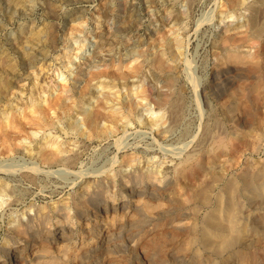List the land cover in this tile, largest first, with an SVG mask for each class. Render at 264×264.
I'll list each match as a JSON object with an SVG mask.
<instances>
[{
  "label": "rangeland",
  "instance_id": "1",
  "mask_svg": "<svg viewBox=\"0 0 264 264\" xmlns=\"http://www.w3.org/2000/svg\"><path fill=\"white\" fill-rule=\"evenodd\" d=\"M223 2L0 0V133L12 130L10 118L26 124L34 114L35 101L46 110L49 102L59 98L72 109L71 114L59 116L60 108L47 109L54 113L56 123L37 133L30 129L32 140L13 128L21 136L20 149L0 153V180L8 184L7 193L0 195L1 255L8 240H18L26 247L21 264H39L35 259L41 254L46 255L44 261L58 256V264H63L62 242L44 243L50 221L53 226L62 224L54 207L85 185L96 186L116 173L115 184L98 196L116 192L118 205L128 200L129 210H120L115 224L125 222V226L119 231L112 227L111 212L104 224L105 217L94 214V204L89 217L85 213L78 217L82 208L72 206L74 219L65 221L78 230L71 252L86 247L88 237L81 234L88 217L90 225L98 222L105 230L115 231L114 254L107 258L115 260L114 264H264V1L247 0L236 8L234 17L226 19H232L229 28L227 21L216 23ZM229 33L239 36L227 44L224 36ZM234 54L239 58H233ZM146 105L157 111L161 108L168 120L155 124L157 128L150 126L152 115L138 117ZM129 107L134 113L128 112ZM98 109L120 117L115 123L118 128L109 136L92 133L86 115ZM221 137L227 147L211 151L213 139L221 141ZM55 138L65 148L66 158L70 156L67 161L41 165L26 152V145L28 150L36 149L42 141ZM195 150L202 153L201 164L196 181L186 186L176 176V168ZM134 171L153 172L156 178L140 181ZM121 174H131L127 184ZM230 182L235 185L234 201H229ZM142 188L155 192L143 194L142 199ZM204 188L206 197H197L195 193ZM142 201L155 209L139 217L135 207ZM233 204L243 238L228 247L223 240L231 234L207 233L205 222L208 216L224 222ZM99 205L104 215L103 199ZM38 209L52 220L33 225L30 233L39 229L38 224L43 230L36 232L40 235L37 243H26L13 227L28 221L25 212L34 214ZM73 260L67 264H81ZM91 261L92 255L84 264Z\"/></svg>",
  "mask_w": 264,
  "mask_h": 264
},
{
  "label": "bare ground",
  "instance_id": "2",
  "mask_svg": "<svg viewBox=\"0 0 264 264\" xmlns=\"http://www.w3.org/2000/svg\"><path fill=\"white\" fill-rule=\"evenodd\" d=\"M263 1L264 0H257V3L258 4H263ZM247 3V0H224L223 2V7L222 9L220 10L219 14H218V21L216 22L217 24H222L224 23L225 21H227L228 23V27H231L232 26V22L229 23V21H231L232 19L228 18L229 20H226L227 17H234L235 13V9L238 8L239 6L241 5H245ZM249 5V4H248ZM263 7V6H262ZM261 8V6H260ZM259 8V9H260ZM264 8V7H263ZM262 8V9H263ZM247 12V11H246ZM214 13V12H213ZM212 14V12H211ZM253 15V14H252ZM263 15V14H262ZM215 16V15H214ZM208 18V17H207ZM261 18V17H260ZM263 18V17H262ZM264 19V18H263ZM212 20V19H211ZM202 22V21H201ZM254 22V19L252 18L250 20V23L252 24ZM259 23V22H258ZM258 25V24H257ZM263 25L262 27H264V22L261 24ZM254 28V27H253ZM231 30V29H230ZM262 30H264V28H262ZM50 31V30H49ZM253 31V30H251ZM248 33V31H246ZM263 32V31H262ZM264 33V32H263ZM254 34V33H253ZM225 35V34H224ZM246 35V34H245ZM239 36V35H238ZM238 36H236L234 33L233 34H228V35H225L224 36V41L227 43H232L234 41H236L238 38ZM244 36V35H243ZM261 34L260 33H255L254 34V37H260ZM51 38V37H50ZM246 38V37H245ZM52 39V38H51ZM244 41L245 39L242 38ZM254 40V39H253ZM226 43H222V44H226ZM228 44V43H227ZM177 50V49H176ZM178 52V51H177ZM258 52V51H257ZM233 58H239L238 55H235L233 56ZM238 63V62H237ZM42 67V66H41ZM6 68V67H5ZM2 69V68H1ZM116 74V73H115ZM119 74V73H118ZM170 76V75H169ZM172 77V76H171ZM172 82V81H171ZM36 83V82H35ZM168 84V83H167ZM89 89V88H88ZM85 92V91H84ZM83 92V93H84ZM151 94V93H150ZM156 98V97H155ZM166 100V99H165ZM159 102V101H158ZM161 103V102H160ZM159 103V104H160ZM162 104H166V102H162ZM32 106H34L33 110H34V114L32 113V115L29 116L28 121L26 122V124H21L19 125L18 122L14 123V118H10L9 120H7L8 122H10L14 127L13 128H16L18 127V129H21L23 131V133L25 134L24 136V139H30L32 140V136H30V132L29 130L32 129V132L33 133H37L40 129H44L46 127H50V126H53L56 122H55V116H54V113L52 114H49L47 113V109H57V108H60L59 111L60 113L58 112V115L56 116H59V115H68V114H71V106L68 105V104H64L62 102L61 99H56L55 101H52V103L49 102L48 104V107L46 108V110H43V106L41 107V103L39 101H35L33 102ZM126 106V105H125ZM128 106V105H127ZM161 106V105H160ZM171 106V105H170ZM176 106V105H175ZM99 107V106H98ZM97 107V108H98ZM162 107V106H161ZM177 107V106H176ZM13 108V106H12ZM125 108V107H124ZM127 108V107H126ZM132 107H129L128 108V112L131 113L133 112V109H131ZM140 108V107H139ZM165 108V106H164ZM163 108V109H164ZM45 109V108H44ZM177 110V109H175ZM174 110V111H175ZM58 111V110H57ZM168 111V110H167ZM170 111V110H169ZM172 111V110H171ZM173 111V112H174ZM50 112V111H48ZM56 113V110L53 111ZM134 113V112H133ZM143 113H145L146 115L147 114H150L148 117H150L152 115V118H150V120L148 119V124L150 126H155L158 125V124H164L166 122V115L165 113L162 111V109L160 108V110H155L153 108H150V106L146 105L144 107L143 110L139 111V116L141 118V116H143ZM177 113V112H176ZM180 113V112H179ZM125 112H122V114L120 115H124ZM169 114V113H168ZM131 115V114H130ZM177 115V114H176ZM127 116V115H125ZM174 116V115H173ZM12 117V116H11ZM86 117L88 118V122L90 123V125H92L93 127V130H92V133H94L95 131L97 132L98 135H108L109 132H112V130L115 129V127H117L115 125V123L120 119V117H118L117 113H112V112H106L104 110H101V109H98V110H95L93 112H89L88 115H86ZM61 118V117H60ZM86 118V119H87ZM135 118V117H134ZM145 118V117H144ZM143 118V119H144ZM169 118V116H168ZM3 119V118H2ZM173 119V118H172ZM171 119V120H172ZM104 120H106L107 122H105ZM123 120V119H122ZM2 121V120H1ZM26 121V120H25ZM101 121H104L103 123L104 124H101L100 125V122ZM165 121V122H164ZM4 122V121H3ZM142 122V121H141ZM170 122V121H169ZM168 122V123H169ZM1 124H4V123H1ZM10 124V125H11ZM69 126H71V123H67ZM118 124V123H117ZM120 124V123H119ZM144 125V124H143ZM54 127V126H53ZM68 127V126H67ZM156 127V126H155ZM158 127V126H157ZM156 127V128H157ZM163 127V126H162ZM172 127V126H171ZM11 131H5L3 134L0 133V147H2V149L0 150V153L3 155V154H6L7 152L11 151H16V148L18 146H20L22 143L20 142L21 140L19 139L21 136L19 134H17L18 132L15 131V129H13ZM73 128V127H72ZM91 128V127H90ZM89 128V129H90ZM95 128V129H94ZM118 128V127H117ZM67 129V128H66ZM69 129V128H68ZM17 130V129H16ZM80 131V130H79ZM83 131V130H82ZM86 131V130H85ZM170 131V130H169ZM158 132V131H157ZM20 133V132H19ZM84 133V132H83ZM90 133V132H89ZM21 134V133H20ZM88 135V134H87ZM160 135V134H159ZM220 135V134H219ZM55 136V134H54ZM109 136V135H108ZM218 136V135H217ZM229 136V135H228ZM231 136V135H230ZM223 137V136H222ZM222 137H221V141L219 140H216L215 138L213 139V143L215 142V146L212 147L213 145H211L212 149H210L211 151H215L217 152V148L220 149L222 147H227V144L226 142H224L223 139L222 140ZM233 137V136H231ZM230 137V138H231ZM90 138V136H89ZM101 138V137H100ZM234 139V137H233ZM47 140V139H45ZM215 140V141H214ZM238 140V139H237ZM23 141V140H22ZM226 141V140H225ZM43 144H40L36 149H30L28 150V146L26 145L25 148H26V152H29L28 155H30L32 158H36L38 161L37 162H40V164L44 165V164H51L56 162L57 163L59 162V160H62V159H67L70 158V156L68 158H66L67 156H65V148L61 145V143H59L56 138L55 139H52V140H47V141H42ZM206 142V140H205ZM227 143H228V140H227ZM201 145V144H200ZM229 145V144H228ZM231 146V145H230ZM233 146V145H232ZM199 147V146H198ZM225 147V148H226ZM19 148V147H18ZM20 149V148H19ZM68 149V148H66ZM18 150V149H17ZM206 150V149H205ZM169 151V150H168ZM73 152V151H72ZM182 152V151H181ZM16 153V152H15ZM211 153V152H210ZM201 154L199 151H194L192 153H188V155H186L184 158V160H182V164L181 165H177L178 167L176 168V176L179 178V179H182V181H184V185H193V181H196V174L199 172V167H200V164H201ZM127 156V155H126ZM132 156V154H131ZM130 156V158H131ZM76 158V157H75ZM115 159V158H114ZM135 159V157H132L130 160L127 159V161H133ZM71 160V159H70ZM64 161V160H63ZM62 161V162H63ZM65 161V162H66ZM114 161V160H113ZM123 162V161H122ZM134 162V161H133ZM131 162L130 164L132 165ZM128 163V162H127ZM32 164V163H31ZM113 164V163H112ZM121 164V163H120ZM1 165V164H0ZM111 165V164H110ZM49 166V165H48ZM120 166V165H119ZM21 167V166H20ZM124 167V166H123ZM122 167V168H123ZM169 167V166H168ZM5 168V167H4ZM40 168V167H39ZM126 168V167H125ZM7 169V168H6ZM38 169V168H37ZM106 169V168H104ZM145 169V168H144ZM157 169V168H156ZM39 170V169H38ZM73 170V169H72ZM84 171V170H83ZM99 171V170H98ZM103 171V170H102ZM37 172V171H36ZM41 172V170L39 171ZM46 172V171H44ZM86 172V171H85ZM101 172V170H100ZM108 172V171H107ZM115 172V171H114ZM126 172V171H125ZM164 172V171H163ZM50 174V172H48ZM84 173V172H83ZM120 173V172H119ZM29 174V173H28ZM38 174V173H37ZM115 175L111 176V178H108L105 180V178H103L104 180L101 181L100 183H98L96 186H93V185H85L83 187V189L81 190L80 193L72 196L71 198L67 199V201H64V203L59 206V207H54V211L56 212V214L59 216V220L61 221V225L59 226H53V222L50 221V229H48V232H45L47 233L45 235V242L46 243L47 241L50 242V239H55V240H59L62 242V246L60 247L59 251L62 252L61 254V259L63 262V264H67L69 261H71L72 259H77L79 262H81V264H84L86 262V260L91 257L94 258V261H91L90 264H114V261L115 260H111V259H107L108 258V255L109 254H114V251L111 249V240L113 238V235H115V231L109 229L107 227V230L104 229V227H102V223H98L96 222L95 225H90V221H89V210H90V205H93L94 204V214L96 215V217L98 218L100 216L101 217H105L103 218V220L105 221L104 224L107 223V220L109 218V213L111 212L112 214V220H115V223H114V226L112 227H115L116 229H123V227L125 226V222L124 223H121L118 225L119 226H115V224H117L116 220L117 217H118V214L120 213V210H124L126 212V210H129V202L128 200H125L123 201L122 203H120L118 205V201H117V193L116 192H112V193H109L108 195H106V197L104 198H99L101 194V192H105L104 190H108L107 188L110 186V185H114L115 182L117 181V177L116 176V173H114ZM132 174V173H131ZM131 174H121V181L122 182H129L130 181V176ZM64 175V174H63ZM93 175V174H92ZM135 179H139L140 181H144L146 178L148 179H154L156 178V175L153 173V172H149L147 174L143 173L142 171H137L133 173ZM132 175V176H133ZM57 176V175H56ZM159 176V175H158ZM261 176V175H259ZM258 176V177H259ZM31 177V175H30ZM34 177V175H33ZM79 178V177H78ZM176 179V178H175ZM120 181V180H119ZM158 181V180H157ZM212 181V180H211ZM180 182V181H179ZM199 182V181H198ZM196 183V182H195ZM250 184V183H249ZM124 185V184H123ZM158 185V184H157ZM198 185V184H197ZM126 186V185H125ZM155 186V185H154ZM183 186V185H182ZM248 186V185H247ZM204 187V186H203ZM251 187V186H250ZM198 188V187H197ZM196 188V189H197ZM227 188H228V192L230 194V200L229 201H234L233 197H234V191H235V185L233 183H229L227 184ZM143 189V188H142ZM150 189V188H149ZM147 189V188H144L142 191L139 190V194L140 196H142L143 194L145 193H154L152 192V189ZM194 189V188H193ZM196 189L194 190L196 192ZM200 189V188H199ZM202 189V188H201ZM129 190V189H128ZM8 191V184L5 182V181H1L0 180V195H4L6 194ZM109 191V190H108ZM200 191V190H199ZM111 192V191H110ZM208 191H207V188H204L202 191L200 192H197L195 193L197 195V197H199L200 195H204V197H206ZM155 195V194H154ZM153 195V196H154ZM202 195V197H203ZM264 195V193H263ZM261 196V195H260ZM144 196L140 197L143 199ZM151 197V196H150ZM109 198L112 199V202L109 200ZM190 198V197H189ZM103 199V202H104V215L103 213L100 214V205H99V201H102ZM140 199V200H142ZM2 200V199H1ZM93 200H95V202H93ZM123 200V199H122ZM90 201V202H89ZM11 202V201H10ZM230 203V202H229ZM159 204V203H158ZM161 204V203H160ZM136 205V204H134ZM221 205V203H220ZM72 206H77V207H80L82 209H78V213H77V216L78 217H81L83 216V214L85 213L86 216L88 215L87 217V221H86V227L82 229V237H85L87 236V240L88 242L85 243L86 244V247L83 248V246L79 247L78 248V251L77 250H72V247L71 246V243H76L77 242V236H78V230L75 228V224L74 225H67L65 221H70V223L72 222V220L74 219V216L71 214V208ZM33 207V206H32ZM92 207V206H91ZM158 207V206H157ZM38 208V207H37ZM153 205L150 204V203H147L146 201H142L141 205H136L135 209H136V212L137 210L140 211L141 213V216L138 214L139 217H144L143 215H147L146 213L148 212L149 214L154 211L153 210ZM45 209V208H44ZM53 209V208H52ZM51 209V210H52ZM134 209V208H133ZM144 209V210H143ZM155 209V208H154ZM161 209V207H160ZM33 210V209H32ZM236 210H237V207L236 205L234 206H231V208L229 209V215L227 217V219L223 222V221H219L218 219L215 220V217H214V220H212L209 216L205 222V232L209 233V232H229L231 235H229V237L225 240H223V242L226 243V245H230L234 242H237L239 241L240 239H242V235L239 233V232H242V230L236 226L238 225L236 223ZM27 211V210H26ZM133 211V210H132ZM146 211V212H144ZM32 212V211H31ZM30 212V213H31ZM157 212V211H156ZM154 212V213H156ZM162 212V211H161ZM28 212H25L23 215L24 216H27V219L28 221L27 222H23V221H19L20 223H16L18 224L16 227H13L14 229V232L15 234L17 235H20V236H23V238H25L26 240L24 242L26 243H31V244H35L37 243L36 240L37 238H39V234H37L38 232H42L43 230V220H52L51 218H48L49 214L47 212H43L41 211V209H38V211H36V213L34 214H30ZM134 214V213H133ZM148 214V215H149ZM153 214V213H152ZM159 214V213H157ZM214 214V213H213ZM22 215V216H23ZM132 215V214H131ZM196 215V214H195ZM211 215V214H210ZM212 216V215H211ZM214 216V215H213ZM21 217V216H20ZM50 217V216H49ZM124 215L122 214V218L123 219ZM132 217V216H131ZM217 217V216H216ZM17 218V217H16ZM75 219H78V218H75ZM141 219V218H140ZM20 220V219H19ZM102 220V219H101ZM42 221V227L40 228L39 224H38V227L39 229L34 233H30V229L33 227V225L37 224L38 222ZM59 221V222H60ZM131 221V220H130ZM133 221V220H132ZM12 222V221H11ZM14 222V221H13ZM46 223V222H45ZM48 223V222H47ZM113 223V222H112ZM129 223V222H128ZM132 223V222H130ZM175 223V222H174ZM195 223V222H194ZM49 224V223H48ZM67 225V226H66ZM84 225V226H85ZM172 225V224H171ZM177 224H175L176 226ZM243 225V224H242ZM36 226V225H35ZM158 226V225H157ZM179 226V225H178ZM191 227V226H190ZM200 227V226H199ZM33 229V228H32ZM114 229V228H113ZM118 229V231H119ZM191 229V228H190ZM256 229V228H255ZM12 230V232H13ZM194 231H196V226H194ZM46 231V230H45ZM191 231V230H189ZM117 232V231H116ZM124 232V231H123ZM181 232V231H180ZM119 234V232H117ZM192 233V232H191ZM28 234V235H26ZM117 234V235H118ZM123 234V233H122ZM215 234V233H214ZM13 235V234H12ZM25 235V236H24ZM206 235V234H205ZM213 235V234H212ZM211 233L209 236H212ZM53 236V238H51ZM207 236V235H206ZM121 237V236H119ZM200 237V236H199ZM118 238V237H117ZM10 239V238H9ZM84 239V238H83ZM116 239V238H115ZM39 240V239H38ZM44 240V239H42ZM98 240H100L98 242ZM119 240V239H118ZM141 240V239H140ZM189 240V239H188ZM187 240V242H188ZM41 241V240H40ZM102 241V242H101ZM219 241V240H217ZM18 240H8L7 241V244L5 247L4 252L2 253V255L0 254V264H7V263H10V264H17L20 260H24L26 259L25 255H24V251H25V246H20L18 243ZM165 242V241H164ZM190 242V241H189ZM220 242V241H219ZM240 242V241H239ZM22 243V242H21ZM90 243V245L88 244ZM98 243V245H97ZM30 244V245H31ZM47 244V243H46ZM136 244V243H135ZM164 244V243H163ZM44 245V244H43ZM115 246V244H113ZM142 245V244H141ZM187 245V244H186ZM222 245V244H221ZM235 245V243H234ZM48 246V245H47ZM75 246V245H74ZM133 246V245H132ZM159 246V245H158ZM220 246V245H219ZM154 247V246H153ZM229 247V246H228ZM40 248V247H39ZM113 248V246H112ZM162 248V247H161ZM189 248V247H188ZM47 249V248H46ZM46 249H43V252L45 253L47 250ZM110 249L112 251H110ZM165 249V248H164ZM177 249V248H176ZM182 249V248H181ZM179 249V250H181ZM185 249V248H184ZM2 250V249H1ZM45 250V251H44ZM81 250V251H80ZM148 250V249H147ZM187 250V249H186ZM37 251V250H36ZM182 251V250H181ZM51 252V250H50ZM49 252V253H50ZM106 252V253H105ZM117 252V251H116ZM115 252V253H116ZM179 252V251H177ZM37 253V252H36ZM40 253V252H39ZM48 253V252H47ZM26 254V253H25ZM48 255V254H47ZM60 255V254H59ZM27 256V255H26ZM37 256V255H36ZM39 256V254H38ZM46 256L45 254H41V256H39L37 259L35 260H39L40 262H37L39 264H58L59 261L57 258L58 256H50L51 259H48V260H45L44 259L42 260V258ZM49 256V255H48ZM115 256V255H114ZM117 256V255H116ZM122 256V255H121ZM180 256V255H179ZM49 257V258H50ZM113 257V256H112ZM155 257V256H154ZM157 257V256H156ZM173 257V256H172ZM184 257V256H183ZM110 258V257H109ZM179 258V257H178ZM115 259V258H114ZM118 259V258H116ZM155 259V258H154ZM42 260V261H41ZM60 260V259H59ZM73 260V261H75ZM179 260V259H178ZM180 260L182 261V259L180 258ZM199 260V259H198ZM180 261V262H181ZM78 262V263H79ZM20 263V262H19ZM25 263V262H23ZM22 263V264H23ZM74 264V262H72ZM119 263V262H117ZM182 263H184V261H182ZM180 263V264H182ZM217 263V262H216ZM21 264V263H20ZM29 264V263H28ZM36 264V263H35ZM71 264V263H69Z\"/></svg>",
  "mask_w": 264,
  "mask_h": 264
}]
</instances>
